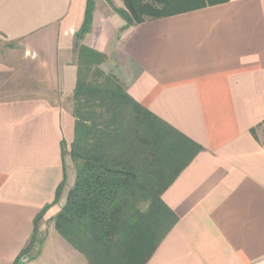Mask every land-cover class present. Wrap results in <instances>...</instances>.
Here are the masks:
<instances>
[{
	"label": "crops",
	"instance_id": "1",
	"mask_svg": "<svg viewBox=\"0 0 264 264\" xmlns=\"http://www.w3.org/2000/svg\"><path fill=\"white\" fill-rule=\"evenodd\" d=\"M87 2L0 0V264H89L53 219L76 182L68 99ZM125 24L95 0L82 43L104 53L102 70L183 136L190 158L158 208L176 223L144 264H264V0ZM46 206L51 228L25 259Z\"/></svg>",
	"mask_w": 264,
	"mask_h": 264
},
{
	"label": "trees",
	"instance_id": "2",
	"mask_svg": "<svg viewBox=\"0 0 264 264\" xmlns=\"http://www.w3.org/2000/svg\"><path fill=\"white\" fill-rule=\"evenodd\" d=\"M107 1L125 20L124 30L229 0H122V8ZM94 9L95 0H88L75 34L79 73L73 94L75 138L68 153L76 182L53 219L58 233L89 264H144L176 223V216L165 211L160 218L158 208L162 193L190 158L183 157V136L141 106L116 76L102 70L104 53L82 43L91 30ZM252 132L256 135L255 128ZM65 184L66 177L54 203ZM48 208L37 215L23 254L31 250Z\"/></svg>",
	"mask_w": 264,
	"mask_h": 264
},
{
	"label": "rangeland",
	"instance_id": "3",
	"mask_svg": "<svg viewBox=\"0 0 264 264\" xmlns=\"http://www.w3.org/2000/svg\"><path fill=\"white\" fill-rule=\"evenodd\" d=\"M100 1V0H99ZM103 1V0H101ZM6 41H4V39H2L0 37V44L3 45V47H7L6 46ZM69 104L72 105V107L75 108V100L74 98H69ZM51 228V223L49 224V222H45L43 217L41 218V220L39 221V227H38V232H37V237L34 241V243L32 244L31 250L29 251V255H27V257H34L35 255H37L39 253V251L41 250V245L40 242L42 240L45 239L46 237V233L48 231V229Z\"/></svg>",
	"mask_w": 264,
	"mask_h": 264
},
{
	"label": "water",
	"instance_id": "4",
	"mask_svg": "<svg viewBox=\"0 0 264 264\" xmlns=\"http://www.w3.org/2000/svg\"><path fill=\"white\" fill-rule=\"evenodd\" d=\"M25 259H27V256H25Z\"/></svg>",
	"mask_w": 264,
	"mask_h": 264
}]
</instances>
